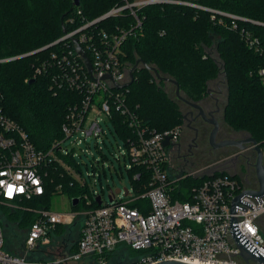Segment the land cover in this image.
I'll return each instance as SVG.
<instances>
[{
    "label": "built area",
    "instance_id": "1",
    "mask_svg": "<svg viewBox=\"0 0 264 264\" xmlns=\"http://www.w3.org/2000/svg\"><path fill=\"white\" fill-rule=\"evenodd\" d=\"M115 1L107 13L94 20L82 19L79 27L71 30L65 25V34L53 43V46L59 45V50L53 52L50 62L37 68L34 79L37 74L54 67L52 89L70 90L82 97L79 103L68 109L62 124L63 139L53 148H36L27 132L5 113L4 99L0 94V204L37 216L25 233L22 241L24 253L21 255L6 250L5 230L0 224V264H82L92 258L94 264H110V255L129 249L141 254L132 264L173 260L191 264H260L252 260L247 263L243 259L230 224L233 199L245 190H257V181L240 180L231 172L213 174L214 166L193 173L179 172L172 163V156L183 126L163 133L147 128L128 106L130 87H116L130 81L129 73L133 67L127 62L124 47L143 26L138 15L141 8L160 4L187 6L212 13V19L216 15L227 17L233 20L234 28L235 21L243 19L204 7L199 0ZM116 18L124 22L115 28L108 24V20ZM128 19L132 21L127 22ZM68 22L71 26L76 23L73 18ZM244 35L249 48L261 50L258 49V40ZM80 47L92 72L85 58L77 53ZM16 59L8 58L0 63ZM259 75L264 79V70ZM95 109L105 114L114 125L112 136L124 142V150L119 143L118 152L114 149L117 161L121 163L123 159L124 167L129 171L138 170L131 176L133 188L125 189L124 197H119L122 190L117 189L119 193L113 190L110 192L113 202H105L100 191L89 187L93 200L85 196L86 205L98 204V197L102 204L81 213L72 210L52 212L43 206H25L24 203L39 200L47 194L48 187L54 183L51 169L60 167L81 187L87 185L83 170L79 173L68 165L66 159L78 162L77 148L83 154L89 153L92 146L88 138L96 140L95 149L101 155L96 158L91 154L94 176L100 170V163L108 160L103 153L104 147L109 149L108 134L102 120L95 115ZM168 139L169 145L165 146ZM68 141L70 144L66 146ZM83 145L87 150L81 148ZM101 170L106 173L104 167ZM206 173L213 175L205 176ZM186 177L206 179L187 192L180 184ZM60 192L61 187H57L56 194ZM243 200L254 209L245 204L238 205L247 209H238L235 214L239 230L264 254V196L260 197L261 203L249 195L243 196ZM80 216H83L80 237L76 249L70 250L65 238H55L54 235L59 227L74 225ZM4 226L8 228L6 224ZM56 246L60 252L57 256L42 262L33 259L42 248Z\"/></svg>",
    "mask_w": 264,
    "mask_h": 264
},
{
    "label": "trees",
    "instance_id": "2",
    "mask_svg": "<svg viewBox=\"0 0 264 264\" xmlns=\"http://www.w3.org/2000/svg\"><path fill=\"white\" fill-rule=\"evenodd\" d=\"M115 3V0H80L79 6L74 7V0H0V60L17 58L0 63L4 111L27 132L38 150H50L63 139L62 124L67 111L82 97L70 90L52 89L54 67L34 79L37 68L50 62L53 52L59 50V45L53 46V43L64 35L63 25L69 30L75 29L82 19L94 20ZM198 3L243 20L235 21L234 28L233 20L227 17L216 15L212 19V13L187 6L160 4L141 8L138 15L143 26L124 47L127 62L133 66L142 59L147 65L157 67L161 76L176 80L180 91L193 100L206 95L208 82L219 76L222 65L226 88L225 122L234 131L252 136L264 147V79L259 75L264 70V0H199ZM72 18L76 22L74 26L68 22ZM108 22L116 28L124 21L116 18ZM244 33L258 40L261 50L249 48ZM163 83L166 84L142 67L134 73V83L127 93L128 106L142 119L143 125L160 133L183 126L182 111L176 99L164 91ZM169 122L177 126L161 129ZM66 162L82 173L76 160L68 158ZM50 171L54 183L48 187L47 194L24 203L25 206L50 209V200L56 195V188L61 187L60 193L73 191L69 195L81 199L76 210L99 207L96 202L86 205L85 196L93 200L88 183L81 187L60 167ZM137 171H129L130 176ZM205 179L186 177L180 184L183 191L189 192ZM0 211L3 212L0 224L2 219L6 218L5 222L13 219L17 221L19 233L24 234L37 217L2 204ZM6 225L9 227L8 223ZM74 225L59 227L54 237L66 240L67 230ZM78 239L70 242V250L76 249ZM21 246L20 252L11 251L8 244L6 250L21 255L24 253L23 244ZM45 249L37 251L33 259L48 261L50 257L43 256ZM126 252L135 255L134 259L141 256L130 249ZM115 255H110V263ZM92 261L95 259L82 264H94Z\"/></svg>",
    "mask_w": 264,
    "mask_h": 264
},
{
    "label": "flooded vegetation",
    "instance_id": "3",
    "mask_svg": "<svg viewBox=\"0 0 264 264\" xmlns=\"http://www.w3.org/2000/svg\"><path fill=\"white\" fill-rule=\"evenodd\" d=\"M225 83L221 76L208 82L206 95L197 100L191 99L180 91L181 98L176 95V103L182 111L183 132L180 141L173 152L172 163L179 172L185 171L187 164L209 162L216 164L223 172H231L238 179L247 178L256 181L254 172L253 152L251 145H247L250 151L246 153L240 150L249 138L244 132H237L224 120L226 104ZM170 94V92H169ZM219 124L216 134V144H227L223 147L211 146V134L215 123ZM238 143H242L238 145ZM264 150V147H262ZM215 167V168H217Z\"/></svg>",
    "mask_w": 264,
    "mask_h": 264
},
{
    "label": "rangeland",
    "instance_id": "4",
    "mask_svg": "<svg viewBox=\"0 0 264 264\" xmlns=\"http://www.w3.org/2000/svg\"><path fill=\"white\" fill-rule=\"evenodd\" d=\"M211 52V51H210ZM213 55L217 58V54L215 53V50L213 52ZM223 78V76L221 75V79ZM163 88L164 91L170 92V95L176 99V95L174 94V90H175V86L168 82V83H163ZM95 115H97L99 117V119L102 120V126L104 128V130L107 132L108 134V139H106L107 144L109 146V149H107L106 147H104V151L103 153L106 154L108 156V160L101 162L100 166L98 167V170L95 173L94 176V172L92 169V164L90 162V159L92 158V155H95L96 158H100L101 155L100 153L96 152L95 149V144H96V140H94L93 138H88V141L91 143L92 148L90 149L89 153L83 154L80 150V148H77L76 150V155H77V160L78 163L81 164V169L84 172V176L87 179V183L89 184V187L94 188L95 190L100 191L101 194H103V198L105 199V202H109V196H110V192L111 191H115L117 189L122 190V194L119 195V197H124V190L125 189H132L133 188V183L131 181V176L129 173L128 168L124 167V161L122 159L121 163H119L116 159L117 157V152H118V148H117V143H119V145L121 146V148L124 150L125 149V145L123 140H121L120 138H114L111 134V130H113L114 125H112V123L108 120V118L106 117L105 114L100 113V111H98V109H95ZM157 120V119H156ZM105 121V122H104ZM177 125L172 124L169 122V124L164 125L161 129L165 128V129H169V127H175ZM160 128V127H159ZM100 143H102V140L100 139ZM113 143V146H112ZM70 144V141H68L67 145L68 146ZM70 147V146H69ZM113 147V148H112ZM71 148V147H70ZM82 149L84 148L85 150H87L86 146L83 145V147H81ZM117 151L115 153V150ZM88 155V156H86ZM83 157V159H81V157ZM195 163H189L187 164V166H185V171L188 172H192V171H199L201 169H210L211 165H209V162H203V163H198L196 161H194ZM214 167H217L216 164L213 165ZM212 166V167H213ZM102 167H104V169L106 170V176L104 175L103 171L101 170ZM87 168L89 170H87ZM123 169V173H121V169ZM218 171H221L220 169L215 168ZM193 173V172H192ZM101 176V177H100ZM241 180H245V179H241ZM242 181V183H243ZM69 193H73L69 192ZM69 193L67 194H63V193H58L56 194L54 197L51 198L50 200V210L52 212H70V210H72V205H71V198L73 196V194L69 195ZM72 208V209H71ZM13 209V208H12ZM11 209V210H12ZM15 210V209H13ZM76 213H81L84 211L83 208L76 210V208L74 210H72ZM3 212L0 211V214H2ZM6 219V218H5ZM5 219H2L1 225L3 226L4 230H5V237H6V243L9 246V249L11 251H17L20 252L21 249V242L23 241L24 238V233H19V229H18V225L14 226V223L17 221L15 220H9L8 222H5ZM82 221H83V216H80V218L76 221V224L70 228V230H67L66 233L67 234V238H66V242L68 243V247L71 246L72 243H75V241L78 239V236L81 232V227H82ZM8 223L9 227L5 228V224ZM20 241V242H19ZM58 241V240H57ZM60 242V241H58ZM70 242H72L70 244ZM46 254L44 253L43 256L44 257H54L57 256L59 252V250H57V246L54 247L53 249L50 248H46ZM134 256H132L131 254L127 255V252L122 251L121 253H118L115 255V258L113 259V261L110 264H132L133 260H134Z\"/></svg>",
    "mask_w": 264,
    "mask_h": 264
},
{
    "label": "water",
    "instance_id": "5",
    "mask_svg": "<svg viewBox=\"0 0 264 264\" xmlns=\"http://www.w3.org/2000/svg\"><path fill=\"white\" fill-rule=\"evenodd\" d=\"M79 4H80V0H74V7H78ZM63 32H64V34L66 32V27L64 25H63ZM77 53L85 58L87 67L89 68L90 72H92L90 62H89L86 54H84L81 47L77 48ZM132 67L133 68L130 70V73H129L130 81L128 83L124 84V86H116L118 89H123L124 87H130L134 83V73L138 69L144 67L148 71H150L151 73H154L158 81L166 82V83H168V82L172 83L176 87V93L175 94L178 96V98H181L180 87L178 85V82L176 80H173L170 77L167 78V77L161 76L157 67L147 65L146 63L143 62L142 59H138V61H136V63ZM222 70H223V66L221 65V71L219 73L218 78L221 76ZM32 82H33V80L30 81V83H32ZM214 123H215V128L213 129L212 134H211V146L214 148L226 146L227 145L226 143L222 144V145L216 144V137L215 136L219 130V124L216 122H214ZM248 136H249V138L247 140L242 141V143H244V144L242 147L240 146V150L241 151L243 150L246 153H249L250 151L253 152V159H254L253 165H254L255 179L258 183V188H257V190H251V189L245 190V191H243V193L241 195H239L235 199H233V202L231 204V219H230L231 233H232L233 238H235V240H236L238 248L242 252L241 256L243 257V259L245 261H247V263H248V261L252 260L256 263L264 264V254L262 252L258 251L251 244V242L245 236H243L241 234L239 227H238L237 220H236L237 217H235V214L238 213V209L243 210V211L244 210L247 211V209H245V208L242 209L238 206L240 203L247 205L251 209H254V208H252L251 204L245 202L244 200L242 201L243 196L249 195L253 198L258 199L260 203H261L260 197L264 196V150H262V148H261V146L257 140H255L250 135H248ZM242 143H238V145H241ZM164 145L165 146L169 145V139L167 141H165ZM247 145L252 146L251 147L252 149L250 151L247 149V147H248ZM217 171H218L217 169H213V172H211V173L214 174ZM213 174L206 173L205 176H210ZM115 192L119 193V190H116ZM108 198H109L110 202H113V198H111V196H109ZM80 202H81L80 198H72V206L73 207H75V208L78 207ZM101 204H102V200L100 197H98V205H101ZM158 264H191V263H184V262L173 260V261L158 262Z\"/></svg>",
    "mask_w": 264,
    "mask_h": 264
},
{
    "label": "crops",
    "instance_id": "6",
    "mask_svg": "<svg viewBox=\"0 0 264 264\" xmlns=\"http://www.w3.org/2000/svg\"><path fill=\"white\" fill-rule=\"evenodd\" d=\"M243 179H245V178H243ZM241 180V179H240ZM245 181V180H244Z\"/></svg>",
    "mask_w": 264,
    "mask_h": 264
}]
</instances>
